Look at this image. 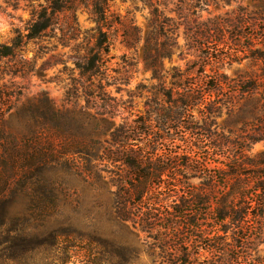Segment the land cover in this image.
I'll return each mask as SVG.
<instances>
[{
  "label": "rangeland",
  "instance_id": "rangeland-1",
  "mask_svg": "<svg viewBox=\"0 0 264 264\" xmlns=\"http://www.w3.org/2000/svg\"><path fill=\"white\" fill-rule=\"evenodd\" d=\"M40 4L44 0H0V48L27 34ZM260 7L264 0H112L98 23L92 0H75L40 37L24 40L10 57L0 55V264H167L152 236L116 214V174L126 176L128 169L112 134L169 107L164 91L176 81L174 73L200 78L206 102L193 115L201 122L213 109L211 130L224 138L223 150H208L189 135L196 143L192 154L224 159L243 153L255 160L246 172L261 185ZM97 52L99 69L82 73L77 64ZM218 59L217 71L227 80L216 91L209 86ZM176 151H187V144ZM247 254L252 264H264V217Z\"/></svg>",
  "mask_w": 264,
  "mask_h": 264
},
{
  "label": "trees",
  "instance_id": "trees-1",
  "mask_svg": "<svg viewBox=\"0 0 264 264\" xmlns=\"http://www.w3.org/2000/svg\"><path fill=\"white\" fill-rule=\"evenodd\" d=\"M109 1L112 0H92L98 23L105 21ZM44 2L35 10V19L27 27V34H18L13 45L0 48L2 57L12 56L24 40L36 39L49 30L56 14L72 10L75 0ZM261 8L258 13L264 22ZM100 46L108 50V40L102 32ZM205 58L207 61L202 63L200 72L206 79L210 57ZM99 60L97 52L78 63L77 68L82 73L95 72L99 69ZM221 62L218 59L212 65L216 66V81L209 87L216 91L222 90L223 81L227 80L226 75L217 71ZM183 76L174 73L176 81L171 89L164 91L171 102L169 107L149 111L135 121L139 126L123 125L112 134L123 153V165L128 169L126 176L116 174V214L123 221L139 224L152 236L162 247L167 264H252L247 252L262 231L264 173L260 177L261 185L256 186L254 182L259 176L246 172L255 160L243 153L236 152L224 159L221 155L215 159L207 153L202 157L192 154L196 143L190 141L189 135L200 137L202 141L198 142L204 146L199 149L223 150L225 143L223 137L211 130L213 109L201 122L193 115L195 107L205 105L206 100L201 96L204 84L199 77L182 80ZM175 95L179 99L172 101ZM209 105L212 108L213 103ZM153 115L157 123H153ZM178 144H187V151H176ZM159 145L164 147V154L159 153ZM193 179H200V184L193 185ZM232 240H238L237 245Z\"/></svg>",
  "mask_w": 264,
  "mask_h": 264
}]
</instances>
